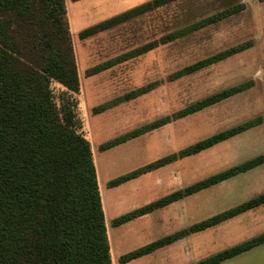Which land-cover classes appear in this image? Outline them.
Returning a JSON list of instances; mask_svg holds the SVG:
<instances>
[{"label":"rangeland","instance_id":"rangeland-1","mask_svg":"<svg viewBox=\"0 0 264 264\" xmlns=\"http://www.w3.org/2000/svg\"><path fill=\"white\" fill-rule=\"evenodd\" d=\"M150 0H66L81 88L80 130L90 140L113 264H193L264 232V204L127 263L120 256L264 192V163L149 214L114 225L133 209L264 153V0H175L88 38L79 32ZM243 9L177 38H162L232 5ZM249 41L251 45L177 80L173 71ZM149 47L138 53L139 47ZM110 67L86 75L97 64ZM154 80L150 92L95 114L93 107ZM251 82L229 98L101 151L100 145L225 88ZM64 87L53 82L56 95ZM262 122L189 157L115 187L108 181L244 121ZM221 264H264V244Z\"/></svg>","mask_w":264,"mask_h":264},{"label":"trees","instance_id":"trees-1","mask_svg":"<svg viewBox=\"0 0 264 264\" xmlns=\"http://www.w3.org/2000/svg\"><path fill=\"white\" fill-rule=\"evenodd\" d=\"M76 1V0H73ZM175 0H150L79 32L88 38L148 9ZM243 9L232 5L162 38L171 41ZM251 45L249 41L171 72L168 81L194 73ZM149 47H139L138 53ZM113 64L89 67L87 76ZM53 82L64 89L56 95ZM154 80L93 107L95 114L150 92ZM225 88L171 114L135 127L100 145L104 151L198 112L251 86ZM81 88L66 0H0V264H113L98 174L90 140L72 96ZM262 122L244 121L108 181L118 186L151 170L198 154ZM264 163V153L199 179L113 220L131 221L215 186ZM264 204V192L120 256L122 263L151 254ZM264 244V232L193 264H221Z\"/></svg>","mask_w":264,"mask_h":264},{"label":"crops","instance_id":"crops-1","mask_svg":"<svg viewBox=\"0 0 264 264\" xmlns=\"http://www.w3.org/2000/svg\"><path fill=\"white\" fill-rule=\"evenodd\" d=\"M77 2H79V1H83V0H76ZM76 1H74V2H76Z\"/></svg>","mask_w":264,"mask_h":264}]
</instances>
